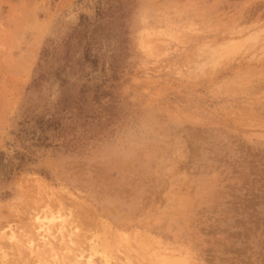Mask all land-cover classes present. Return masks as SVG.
I'll return each instance as SVG.
<instances>
[{
  "label": "rangeland",
  "instance_id": "obj_1",
  "mask_svg": "<svg viewBox=\"0 0 264 264\" xmlns=\"http://www.w3.org/2000/svg\"><path fill=\"white\" fill-rule=\"evenodd\" d=\"M0 232V264H264V0H0Z\"/></svg>",
  "mask_w": 264,
  "mask_h": 264
},
{
  "label": "bare ground",
  "instance_id": "obj_2",
  "mask_svg": "<svg viewBox=\"0 0 264 264\" xmlns=\"http://www.w3.org/2000/svg\"><path fill=\"white\" fill-rule=\"evenodd\" d=\"M52 215V214H51ZM54 215V214H53ZM47 216V215H45L46 216V218L44 217L43 219H46L47 221H43V219H41V221H43L42 222V224L40 225L43 229L41 230V231H43L41 234H42V238H43V240H44V238H46L43 242L44 243H47L49 240H51V238L52 239H57V235L55 236V234L58 232V230H59V226L58 227H56L58 230H53V226H54V220L56 221V217L58 216V214H57V216L56 215H54V216ZM60 215V214H59ZM56 216V217H55ZM49 217V218H48ZM37 219H38V217H37ZM36 219V220H37ZM36 220H35V222H36ZM39 223H40V219H39ZM36 224V223H35ZM55 228V229H56ZM61 228V227H60ZM5 229V228H4ZM10 231V230H9ZM9 231L7 232V229L5 230V232L6 233H8V234H6V233H4V236L7 238V237H9V239L12 241V240H14L13 239V236L15 235H17V234H11V235H9ZM14 230H12L11 232H13ZM40 231V232H41ZM54 232H56L55 234H54ZM14 233H16V232H14ZM0 234H1V232H0ZM59 234H60V232H59ZM4 237V238H5ZM56 237V238H55ZM2 238V237H1ZM8 239V238H7ZM6 239V240H7ZM16 239H18V237L16 238ZM16 239L14 240V242L16 241ZM21 239V238H20ZM20 239L18 240V241H20ZM22 240V239H21ZM9 241V240H8ZM23 241V240H22ZM54 241V240H53ZM137 241H138V239H137ZM3 242V241H2ZM2 242L0 243V257H3V259H4V261H6L7 260V258H8V252L6 251V248H5V246H3L2 245ZM20 243V242H19ZM22 243V242H21ZM140 243V242H139ZM23 244V243H22ZM28 244V243H27ZM104 244V243H103ZM109 244V243H108ZM11 245V244H10ZM20 245V244H19ZM21 246V245H20ZM24 246V245H23ZM98 245H96V243L95 244H93L92 245V250L94 249L95 250V254L97 253V254H99L100 253V251H98L99 249H98V247H97ZM12 247V246H11ZM17 247H19V246H17ZM143 247V246H142ZM21 248H22V246H21ZM23 248H26L25 246L23 247ZM103 248H104V250L103 251H101V253L100 254H104V252H107V251H105L106 250V247L105 246H103ZM19 249V248H18ZM145 251V250H144ZM93 253H94V251H93ZM160 254V253H159ZM104 255H107V253L106 254H104ZM154 255H155V253H154ZM93 256H95L94 254H91V256L89 257V261H90V263L92 264V263H94L95 261L93 260L94 259V257ZM156 256V255H155ZM93 257V259H91ZM96 257V256H95ZM159 257V256H158ZM107 258V257H106ZM105 258V259H106ZM156 258V257H155ZM109 259V258H108ZM160 261H162L161 259H159ZM106 261H109V260H106ZM165 262V264H169L170 263V261L168 262V261H164ZM167 262V263H166ZM158 263H159V261H158ZM172 263V262H171ZM170 263V264H171ZM95 264V263H94ZM97 264V263H96ZM160 264V263H159Z\"/></svg>",
  "mask_w": 264,
  "mask_h": 264
}]
</instances>
